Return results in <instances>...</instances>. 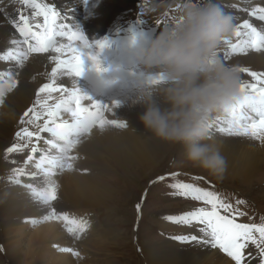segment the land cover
I'll return each mask as SVG.
<instances>
[{"label": "bare ground", "instance_id": "obj_1", "mask_svg": "<svg viewBox=\"0 0 264 264\" xmlns=\"http://www.w3.org/2000/svg\"><path fill=\"white\" fill-rule=\"evenodd\" d=\"M16 1L0 0V6L4 5L3 11L0 10V84L4 83L6 77V83L9 86L15 84L6 101L3 99L6 92L0 91V177L5 173L3 170L8 169V167H4L3 151L6 153V158H10L12 161L18 160H16L18 163L13 162L8 165L7 173L12 171V176L6 173L8 178L0 181V212L2 215L0 227L5 239L10 238L11 240L6 249L14 261L20 257L21 253H24L26 258L38 254V249L34 248L24 252L22 242H19L21 237L14 234L16 226L18 225V229L21 227L29 229L31 225L34 226L36 222L44 220V218H54V216H50L53 211L57 214L55 217L58 219L55 218L54 221L49 222L50 224L35 225L38 229L36 228L32 234L34 242L39 240V242H43V246L52 241L57 244L61 242L68 244L72 241H69V237L66 236L67 233L70 235L71 231H74L75 234L79 231L78 234H80L86 228L89 230L86 236L81 233L84 238L96 237L93 232L95 230L101 232L99 228L97 229L99 225L95 224L97 225L96 229L91 231L90 222H88L89 226L87 225L88 219H83L80 212L70 210L72 209L71 206L77 209L80 207H75L69 202L72 201L81 207L102 206L105 205L104 197L110 196L113 193V188L93 179V174L87 172L89 170L102 171L101 169L106 167L112 169L114 166L112 160L115 159V164H118L117 166L125 176H131L135 179L142 178L151 165L164 158V145L166 144V141L156 137L139 120V115L144 110V105L139 98L143 91L158 89L160 87L158 81L141 86L136 85L119 92L113 89L109 97H104L99 93L92 92L80 75L81 65L93 61L97 63L101 71H104L112 79L119 80V76L114 70L116 63L112 58L113 48H110L106 43L101 44V41L104 40L107 32L114 28L116 19L122 13L121 11L128 0H85V2L80 0H39L46 3L58 14L55 27L59 31L60 37L51 44V49L45 53L40 52L35 47L37 44L16 27V24H21L20 19L17 18L19 11L14 7ZM28 2L32 6L30 0ZM216 2L221 4L220 7L233 20V28L228 39L234 33H243V37L237 43L243 50L234 52L230 46L227 53L220 54L221 58L226 63L239 66L246 65L253 71H257L258 74H264V45H260L258 49L251 47L252 37L246 34L250 30L243 27V21L248 20L264 36V20L259 19L260 14L258 12L253 14L255 9L264 7V0H223V2ZM93 7L98 8L92 9L94 10L92 13L86 12ZM104 8L107 10L105 11ZM32 10H34L33 7ZM80 10H82L85 20H79L81 29L78 32H83V35H87L89 38L86 36L84 38L82 35V37L73 40L68 36L74 33L66 32L65 29L62 30L61 23L63 21L60 18L62 13L71 12L73 18L76 19ZM58 12H61L60 17ZM32 13L29 12L26 16L29 18L28 23L33 21L31 19ZM93 13L95 16L92 15ZM157 17L161 28L165 23L160 14ZM36 19L41 23L43 22L42 18L37 17ZM70 19L72 18L67 21L69 24L71 23ZM13 21L16 24H13ZM93 24H97V26ZM21 27H23L22 24ZM69 28L70 26H67V30ZM93 32L103 33L96 45V48L103 47L100 52L95 49V44L88 40ZM11 54L23 57L26 62L24 69L19 74L18 83H14V73L7 66L10 65L11 67L12 64L17 63V60L14 62L9 59ZM18 65L20 64L18 63ZM143 69L148 72L154 71L145 67ZM20 80H25L23 85ZM254 81L259 83V79L252 80L244 75L240 83L246 85ZM45 83H51L53 90L50 86L42 90L40 88L38 94L37 89ZM37 94L41 97L38 100L36 99ZM46 94L48 96L45 97ZM34 99L35 105L33 104V107L36 111H32L34 112L32 114L33 119L27 117L26 119V115H24L22 122L27 124L33 121L37 123V127L35 129V126H28L26 133L19 134L14 129L19 127L21 116L27 111L23 107L25 104L30 105ZM50 105L52 106L50 107ZM241 105L242 97L241 103L236 107H241ZM83 112L90 113V118L97 117L96 123L85 133H75L71 139H66L63 133L58 130V126L67 121L78 119L77 115ZM231 114L232 112L214 115L216 123L213 120L211 128L212 134L218 140L223 141L221 151L227 161L223 175L232 176L236 179L241 178L246 185L252 184L254 177L264 168V140L238 133L235 128L232 131H227L229 125L235 122L231 119ZM220 120H223L224 123H219ZM247 122L250 123V121ZM40 126H45V130L39 129ZM221 129H225V131H221ZM30 133L32 134L31 137H29ZM37 133L38 135H36ZM16 135L18 138L22 135L23 139H18ZM33 136H35L36 142L33 141ZM9 137H16L15 142L13 141L14 146H11L12 143L6 144V138ZM52 142L56 148H53ZM35 144L36 153L28 155ZM66 149H72L69 152L70 165L55 171L52 167V161L58 156L67 157ZM179 150L183 152L182 145H179ZM32 158L41 163H31ZM136 183L138 185L140 180H137ZM243 187L246 186L243 185ZM259 192L264 197V188ZM136 194L137 192L132 195L133 199ZM55 200L57 201L52 203ZM143 222L141 219L140 224ZM148 225L151 226L150 223ZM61 226L65 228L66 232H61ZM197 226L199 225H184L180 233L167 236V240L162 241V243H166L169 247L158 243H153V248L152 245H146L147 252L149 251L146 263L234 264L233 260L222 253L218 247L214 248L208 244L198 243L199 246H195L196 250L189 249L188 247H192L193 242L175 239V237L187 235L200 236L199 231L195 233ZM69 228L71 231H68ZM102 230V236L110 233L117 235V230L113 227L108 226ZM54 236L55 238L50 240ZM97 236L101 239L107 238H102L98 233ZM172 239L175 242H172ZM170 243L175 245L177 254L172 249L173 247L170 248ZM173 244L171 245L173 246ZM70 246L72 249L79 250L77 242L70 243ZM39 247L37 246V248ZM251 249L252 247L246 249V252ZM157 251H159V255L153 256L152 254ZM169 256H174L175 259L171 260ZM252 256L255 264H259L257 250L253 251ZM55 258L56 260H53ZM53 259V262L44 260L45 262L42 261L40 264H72L67 261V258L60 259L57 256Z\"/></svg>", "mask_w": 264, "mask_h": 264}, {"label": "rangeland", "instance_id": "obj_2", "mask_svg": "<svg viewBox=\"0 0 264 264\" xmlns=\"http://www.w3.org/2000/svg\"><path fill=\"white\" fill-rule=\"evenodd\" d=\"M80 1L85 2V0H80ZM216 1L223 2V0H216ZM16 3L17 1L14 3V7L19 11L21 8ZM151 5H155L154 10H150L151 6L146 4L145 0H128L127 3L125 4V7L121 11L122 13L116 19L114 27L118 25L119 28H123L127 24L133 22L134 19L154 22L155 20H158L157 15L159 14L163 17L162 18L164 19L163 21L168 22L172 17L178 16L181 8L180 0H151ZM220 5L221 4H219V6ZM96 8L98 7L90 8L86 10V12L92 13L94 12V10L92 9H96ZM104 10L106 11L107 9L104 8ZM22 11L24 10L22 9ZM33 11L34 10H32V12ZM58 13L60 17L61 12ZM72 14L71 12L62 13L61 14L62 17L60 19L61 21H63V23H61V28H63L62 30L65 29L66 32L70 31L71 33H74V34L70 33L71 35L68 36L74 40L75 38L82 37L83 35V32H78L79 29H81L79 20L81 19L80 21H84L85 16L82 13V10L78 12V14L76 15V19L73 18ZM92 15L95 16L94 13ZM69 18H72L70 19L71 20L70 24L67 23ZM29 24H33V22L29 21ZM93 25L97 26V24H93ZM67 26H70L69 30H67ZM74 31L77 33H75ZM239 33H240L239 36H237L236 33H234L232 34V37L230 39H227V42L222 46L219 55L220 54L224 55L225 53H227L230 46L239 43L240 39L243 37L242 36L243 33L242 32ZM67 35L68 33L66 34L65 38L67 37ZM102 35L103 33L93 32L90 39H88L89 41L95 44V49L96 50L98 49L99 52L100 49L103 47L96 48V45H97V41L100 38H102ZM85 36L89 38V36L83 35L84 38H86ZM9 59L14 62H16L15 60H17L16 64H12L11 67L10 65L7 66L14 73L13 75L14 83L15 82L18 83L19 74L26 65L25 59L23 57L18 56L17 54L14 55L11 54L9 56ZM18 63L20 65H18ZM235 66L239 69L240 80L244 75L250 77L252 80L255 79L251 75V73L252 72L257 73V71H253L252 69H250V67L246 65H242V66L235 65ZM20 68L22 69L20 70ZM146 73L148 74L150 72L146 70ZM6 80L7 77L5 78L4 83L0 84V91L4 90L6 92L4 93L3 96L4 101H6L8 96L12 93V88L15 87V84L14 86H9L6 83L7 82ZM20 82L23 85L25 80H20ZM49 86L51 87V83H45L43 86L39 87L37 89L38 94L40 88L42 90L43 88ZM51 90H53L52 87ZM37 96H36L37 100L41 98L40 96L38 97ZM46 96L48 95L46 94L45 97ZM34 102L35 99L30 105L25 104L23 107L27 109V111H25L27 114L24 113L22 115L23 118L21 116V120L19 121V127H16V129H14L17 130L19 134H21L22 132L26 133V128L28 126H35V129L37 127V123L33 121L28 122L27 124H24L22 122L24 119V115H26L25 118L27 117L28 119L29 118L31 120L33 119L32 114L36 111V109L34 110L33 107L35 105ZM38 102L41 103L40 101ZM52 105H50V107ZM33 110L34 112H32ZM213 120L215 121L214 123H216L214 117ZM219 123L223 124L224 121L220 120ZM73 128L74 125H72L71 129ZM39 129L44 131L45 126L43 127L40 126ZM31 135L32 134L30 133L29 137H31ZM36 135H38V133ZM16 137L18 138V135H16ZM16 137H9L8 139L6 138L7 141L6 144L12 143L11 146H14L13 141L16 140ZM18 139H23V136L20 135ZM3 140H4V136L2 138V142ZM33 141H35V136H33ZM53 148H55L54 145ZM164 149H165L164 158L151 165L150 168L146 171L145 176L142 178L135 179L132 178L131 176H125L123 172L120 170V168L117 166L118 164L117 165L115 164L116 162L115 159L112 160V164H114L112 169L106 167L105 169H101L102 171L89 170L87 173H92L93 179L113 188L114 194L112 193L110 196L104 197L106 199V200L104 199L105 205L102 206L100 205L95 207H89V206L81 207L75 205L72 201L69 202L73 204L75 207L85 208V209H80V208L77 209L71 206L70 208L72 209L70 210L78 211L83 215L82 216L83 219L84 218L88 219L87 225L88 222H90V226L89 225L88 226L91 229V231L95 230L97 227V225L95 224H98L99 227H97V229L99 228L101 232L103 231L102 230L103 228L105 227L107 228L109 226L117 230L116 231L117 235H111L112 233H110L109 235L102 236L101 232L95 230L93 234L96 237L94 238L92 237L91 239L90 238L86 239L82 236L81 233H84V235L86 236V234L89 231L87 228L85 230H82L80 234H78L79 231L75 234L74 231L72 232L69 228L68 231H71L69 233L70 235H68L67 233L66 236H68L69 241L72 242H69L68 244L67 243L64 244L61 241H59L61 243L58 242L59 244H57L52 241L46 246H43L42 245L43 242H39V240L34 242L33 240L34 237L32 236V234L37 228L35 225L37 224H38L37 226H39L40 224L45 225L46 223L50 224L49 222L54 221L55 218L58 219V217H55V215L57 214L53 211V213L50 214V216H54V218H44V220L36 222L34 226L31 225L32 227L30 226L29 229L27 228L25 229V227H21L20 229H18L17 228L18 225L16 226V230L14 234L17 237H21V240L18 241L22 242L24 252L25 250L31 248L38 249L37 256L33 255L31 258L30 257L26 258L25 254L21 253L20 257H18L17 260L15 261L12 260L8 255V250L6 249L8 242H10L11 240L10 238L5 239L3 230H1L0 227V264H40V262L44 260L52 261V259L57 256L60 259L67 258V261H70L72 264H147L146 263L147 253L149 251L147 252L146 245L149 246L152 245L153 243H158V244H165V247H169V245H167L166 243H162V241H166L167 236L175 235L180 233V231H182V227L184 226V224L175 223L169 220L168 217L182 215L197 207H210L203 204L200 201L193 200L190 197H184L179 195L177 190L171 187L173 183H177V182L190 183L195 187L216 192L225 204L231 206L228 212H225L223 209H221L220 211L224 212L226 215H229L230 217L235 215L236 221H240L246 224L264 223V197L261 195V192H259L264 188V168H262L258 173V175L254 177V179L252 180L253 181L252 184L246 185L243 183L241 178L236 179L232 176L228 177V175L227 176L222 175V178H217L211 176L207 171H205L202 168L187 163H181L180 161L183 159L182 157L183 152L179 150V144H171L169 142H166V144L164 145ZM36 150L37 148L35 144V147L28 152V155L31 154L34 155L36 153ZM71 151L72 149H68V150L66 149L67 157L58 156L52 161V167L55 171L61 170L63 169V167L70 165L69 152ZM3 152L4 155L2 157L5 162V166H4L5 168L8 167L9 169L8 165L10 163L13 162L18 163L17 159H15V161L14 160L12 161L10 160V158H6V153L5 151ZM30 162L41 163L39 160L34 158H32ZM8 169L3 170V172L5 173L3 174V176L0 177V181L8 178V176L5 175L8 172L7 171ZM11 172L7 174L11 175L12 174ZM113 174H116V176H113ZM146 178L147 180H145ZM137 180H140V183L138 185H136ZM243 185H245L246 187H243ZM135 192H137V194L133 199L132 195H134ZM56 201L57 200L52 201V203ZM128 211L130 212L128 213ZM236 213L239 214L237 215ZM1 216L2 215L0 212V219L2 218ZM141 219L144 222L140 224ZM147 223L148 224L150 223L152 227ZM61 228H62L61 232L62 231L66 232L64 227L61 226ZM199 228L200 226H197L195 233L199 231ZM97 233L99 234V236L101 235L102 238L104 237L107 238L101 239L97 236ZM52 238H55V236L51 237L50 240ZM171 241L175 242L174 239H172ZM76 242L78 243L79 250L72 249V247L70 246V243H76ZM171 244L173 243H170L171 246L170 248L173 247L172 249H174L175 251V245L173 244L172 246ZM37 246L39 248H37ZM195 246H199V244L193 242L192 247L189 246L188 248L196 250ZM222 253L224 252L222 251ZM224 254L227 255L226 253ZM152 255L158 256L159 251L153 253ZM169 257H170L169 259L171 260L175 259L174 256H169ZM53 260H56V258ZM233 263L235 264L234 261Z\"/></svg>", "mask_w": 264, "mask_h": 264}, {"label": "clouds", "instance_id": "obj_3", "mask_svg": "<svg viewBox=\"0 0 264 264\" xmlns=\"http://www.w3.org/2000/svg\"><path fill=\"white\" fill-rule=\"evenodd\" d=\"M151 5V0H145ZM178 16L134 41L138 64L154 70L160 87L143 91L139 115L156 137L183 146L181 163L222 178L227 161L223 141L211 132L213 117L241 103L239 69L219 52L233 28L232 17L216 0H180Z\"/></svg>", "mask_w": 264, "mask_h": 264}, {"label": "snow or ice", "instance_id": "obj_4", "mask_svg": "<svg viewBox=\"0 0 264 264\" xmlns=\"http://www.w3.org/2000/svg\"><path fill=\"white\" fill-rule=\"evenodd\" d=\"M30 2L34 9L31 17L34 23L29 24V18L21 16L20 21L23 27H21V24H16L15 21H13V24H16L22 34L30 36L35 44L46 48L52 43V35L54 34L52 30L55 28L56 13L46 3H41L39 0H30ZM257 12L260 14L259 19L264 20V7L255 9L253 14ZM37 17L42 18L43 22L37 20ZM243 27L250 29L248 35L252 37L250 43L253 48L259 47V42H264V36H261L248 20L243 21ZM236 35L239 36L240 33L237 32ZM242 50L238 45L232 46L234 52ZM251 75L256 79L264 78V74L252 72ZM251 87L254 94L246 96L245 102L256 118L242 117L243 122L236 121L229 125L226 130L232 131L235 128L238 133L264 140V88L257 89L255 85ZM247 121H250V123ZM221 131H225V129H221ZM171 187L176 189L181 196L190 197L210 206L197 207L182 215L168 217L169 220L175 223L200 226V236L187 235L175 237V239L184 242L208 244L214 248L218 247L227 256L231 257L235 264H255V261L251 259L252 253L246 252L249 245H253L258 252L259 264H264V223H238L235 215L232 217L222 215L220 210L223 209L228 212L231 206L225 204L214 191L181 182L173 183Z\"/></svg>", "mask_w": 264, "mask_h": 264}]
</instances>
